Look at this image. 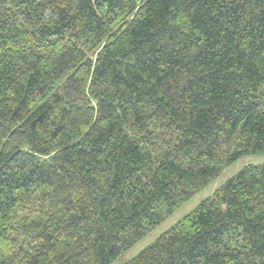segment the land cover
I'll list each match as a JSON object with an SVG mask.
<instances>
[{"label": "trees", "instance_id": "trees-1", "mask_svg": "<svg viewBox=\"0 0 264 264\" xmlns=\"http://www.w3.org/2000/svg\"><path fill=\"white\" fill-rule=\"evenodd\" d=\"M264 0H0V264H264ZM207 193V192H206Z\"/></svg>", "mask_w": 264, "mask_h": 264}, {"label": "rangeland", "instance_id": "rangeland-1", "mask_svg": "<svg viewBox=\"0 0 264 264\" xmlns=\"http://www.w3.org/2000/svg\"><path fill=\"white\" fill-rule=\"evenodd\" d=\"M246 164H254V165H262L264 164V153L246 157L238 161L232 166H229L225 169L223 174L215 180L213 185H210L204 193L194 197L190 202H188L185 206H183L177 213L173 214L172 216L168 217L159 227H157L150 235L143 238L136 244H134L131 249L119 258V263L124 260V258H133L135 257L140 251L146 248L150 243H152L162 232L169 229L172 225H174L181 217L189 213L193 210L198 203L203 199L207 194H210L213 190H215L220 183H223L228 179L230 176L238 172L244 165ZM207 192V193H206ZM115 261L113 264H115Z\"/></svg>", "mask_w": 264, "mask_h": 264}]
</instances>
